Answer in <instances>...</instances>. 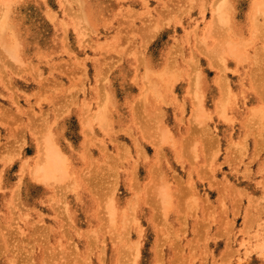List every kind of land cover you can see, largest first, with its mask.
Instances as JSON below:
<instances>
[{
	"label": "rangeland",
	"instance_id": "rangeland-1",
	"mask_svg": "<svg viewBox=\"0 0 264 264\" xmlns=\"http://www.w3.org/2000/svg\"><path fill=\"white\" fill-rule=\"evenodd\" d=\"M0 264H264V0H0Z\"/></svg>",
	"mask_w": 264,
	"mask_h": 264
},
{
	"label": "bare ground",
	"instance_id": "bare-ground-1",
	"mask_svg": "<svg viewBox=\"0 0 264 264\" xmlns=\"http://www.w3.org/2000/svg\"><path fill=\"white\" fill-rule=\"evenodd\" d=\"M215 16H216V14H215ZM96 119H97V116H96L95 120ZM53 138H54V133L50 134L48 139L46 140L47 141V145L45 144L46 141L43 138L44 142L42 143V145L46 146V147L42 146L46 150L44 152L45 155H43L44 156L43 160H41L42 156L39 155L41 157L39 158V160L37 162V165H35L36 167H35L34 172L32 171L34 177L35 178H39V179H43V182H45L44 180L48 181V179L62 177L65 174V171H66L65 162H64V155L60 152V150L57 147V145L52 143ZM40 153H41V151H40ZM159 191H160V188H159ZM162 191H164V190H162ZM161 194L163 195L162 192H161Z\"/></svg>",
	"mask_w": 264,
	"mask_h": 264
}]
</instances>
